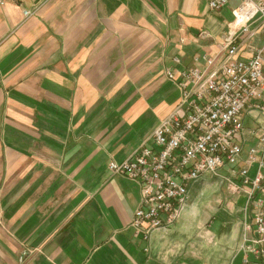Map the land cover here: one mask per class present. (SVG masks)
<instances>
[{"label":"crops","instance_id":"obj_1","mask_svg":"<svg viewBox=\"0 0 264 264\" xmlns=\"http://www.w3.org/2000/svg\"><path fill=\"white\" fill-rule=\"evenodd\" d=\"M239 2L0 4V264H242L255 234L246 188L203 175L177 222L146 241L130 226L139 184L107 167L153 145L182 71L222 60ZM263 39L241 40L236 56Z\"/></svg>","mask_w":264,"mask_h":264},{"label":"built area","instance_id":"obj_2","mask_svg":"<svg viewBox=\"0 0 264 264\" xmlns=\"http://www.w3.org/2000/svg\"><path fill=\"white\" fill-rule=\"evenodd\" d=\"M228 1L206 3L215 10ZM31 13L23 10L24 16ZM233 13L220 43L224 57L217 63L208 56L207 69L181 72L178 106L154 128L153 145H140L107 167L139 184L130 226L146 241L152 231L177 222L191 184L203 175L218 176L232 192L246 188L255 234L243 237L242 264H264V39L249 46L250 55L236 56L241 40L264 32V0H240ZM166 75L174 78L170 71ZM220 169L227 174L219 175Z\"/></svg>","mask_w":264,"mask_h":264},{"label":"rangeland","instance_id":"obj_3","mask_svg":"<svg viewBox=\"0 0 264 264\" xmlns=\"http://www.w3.org/2000/svg\"><path fill=\"white\" fill-rule=\"evenodd\" d=\"M219 172H222V173H224L225 172V169H220V171Z\"/></svg>","mask_w":264,"mask_h":264}]
</instances>
